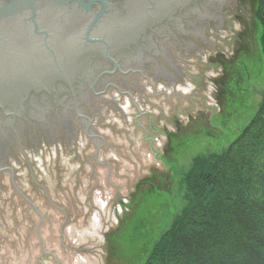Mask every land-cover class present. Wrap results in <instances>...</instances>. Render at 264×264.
Segmentation results:
<instances>
[{
	"label": "water",
	"instance_id": "1",
	"mask_svg": "<svg viewBox=\"0 0 264 264\" xmlns=\"http://www.w3.org/2000/svg\"><path fill=\"white\" fill-rule=\"evenodd\" d=\"M248 1L0 0V264H114L139 190L233 111ZM164 34L181 73H134Z\"/></svg>",
	"mask_w": 264,
	"mask_h": 264
},
{
	"label": "trees",
	"instance_id": "2",
	"mask_svg": "<svg viewBox=\"0 0 264 264\" xmlns=\"http://www.w3.org/2000/svg\"><path fill=\"white\" fill-rule=\"evenodd\" d=\"M256 15L264 59V0ZM203 159L188 179L191 205L142 264H264V100L223 152Z\"/></svg>",
	"mask_w": 264,
	"mask_h": 264
},
{
	"label": "rangeland",
	"instance_id": "3",
	"mask_svg": "<svg viewBox=\"0 0 264 264\" xmlns=\"http://www.w3.org/2000/svg\"><path fill=\"white\" fill-rule=\"evenodd\" d=\"M259 0H249L246 7L245 48L242 81L238 101L223 125L213 134L139 190L135 204L115 245L114 264H142L152 244L170 227L183 208L191 205L188 182L193 181L196 159L223 152L255 115L264 100V59L259 44L260 29L256 22ZM256 15V17H255ZM189 179V181H188ZM191 187V184L189 185Z\"/></svg>",
	"mask_w": 264,
	"mask_h": 264
},
{
	"label": "flooded vegetation",
	"instance_id": "4",
	"mask_svg": "<svg viewBox=\"0 0 264 264\" xmlns=\"http://www.w3.org/2000/svg\"><path fill=\"white\" fill-rule=\"evenodd\" d=\"M214 2H215V4L218 3L217 6L219 4H221L220 0H214V1H212V0H204V1L200 0L201 6H203V11H202L203 18H204L203 20L210 19L209 14L208 13L206 14L205 10L207 11L209 8H214V6H216V5H214ZM235 3L236 2H232L231 5L234 6ZM240 6H243V4H240ZM197 28H198V33L203 34V28L204 27L203 28L201 27V29L199 27H197ZM186 33H188V32H186ZM159 37H161L162 40H157L154 43L151 41L150 42L151 44H149V46L147 47L149 49L155 50L153 53V57L145 59L144 53H142L143 49H141V48L133 49L135 55H134V57L130 58L129 62H131L132 65L134 64V66H136L137 68L140 69V70L135 69V70H133V72L134 73L137 72L140 74H142L144 71H146V70H144L145 66H146L145 63L150 62V65L148 66V68H146L148 70V71H146L147 72L146 74L148 76L153 73L156 76H164V77L169 76V79L171 80L173 78H176V76L174 75L175 73L176 74L178 72L181 73L180 65L178 64L179 63L178 60L180 59L181 61H183L181 56H178L177 54H175V52L173 50H175L176 52L178 50V52L180 51V52H184V54L185 53L187 54L192 49H194L196 47H195V44L193 45V42H190V41L184 42V45L177 44L175 47H178V49L177 48L176 49L175 48H169L168 46L161 47V45L165 41L169 40V37L165 34H164V36H159ZM158 45L160 46L161 49L160 48L158 49ZM171 47H172V45H171ZM198 50H199V48H198ZM160 57L164 61L167 60L168 64L165 65L163 63H158V58H160ZM118 62L113 63V66H114L113 68L116 67L114 64H116L118 66L115 70H119L120 65L118 64ZM126 62H128L127 59H126ZM107 68L109 69V67H107ZM118 72H121V71L119 70ZM142 77L144 78L147 76L144 75ZM111 86H113V85H111Z\"/></svg>",
	"mask_w": 264,
	"mask_h": 264
}]
</instances>
